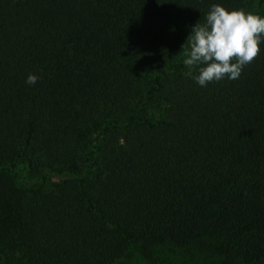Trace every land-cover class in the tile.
<instances>
[{
	"label": "trees",
	"instance_id": "obj_1",
	"mask_svg": "<svg viewBox=\"0 0 264 264\" xmlns=\"http://www.w3.org/2000/svg\"><path fill=\"white\" fill-rule=\"evenodd\" d=\"M214 4L264 18V0H0V264L196 244L264 264V42L236 80L186 76Z\"/></svg>",
	"mask_w": 264,
	"mask_h": 264
},
{
	"label": "clouds",
	"instance_id": "obj_2",
	"mask_svg": "<svg viewBox=\"0 0 264 264\" xmlns=\"http://www.w3.org/2000/svg\"><path fill=\"white\" fill-rule=\"evenodd\" d=\"M264 42V18L243 9L229 11L220 4L212 5L206 23L192 27L182 46L185 73L200 86L227 77L236 80L243 68L260 54ZM199 68V74L193 71ZM39 77L29 74L26 83L34 85Z\"/></svg>",
	"mask_w": 264,
	"mask_h": 264
},
{
	"label": "rangeland",
	"instance_id": "obj_3",
	"mask_svg": "<svg viewBox=\"0 0 264 264\" xmlns=\"http://www.w3.org/2000/svg\"><path fill=\"white\" fill-rule=\"evenodd\" d=\"M55 181L46 182L44 183V186L47 189H50L52 186H54ZM133 253L137 255L136 250H133ZM163 257V256H161ZM178 262L176 260H172L169 264H205V260L207 262H213V258L210 256V254L204 250H202L199 245H194L190 251H186L184 254H182L180 257H178ZM130 259L125 260V263H129ZM140 264H146L141 263ZM165 264H168V262H165Z\"/></svg>",
	"mask_w": 264,
	"mask_h": 264
}]
</instances>
